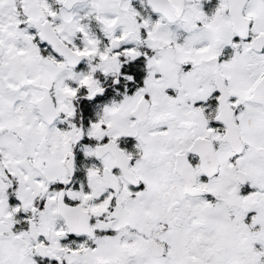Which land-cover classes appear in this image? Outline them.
<instances>
[{
    "label": "snow or ice",
    "instance_id": "1",
    "mask_svg": "<svg viewBox=\"0 0 264 264\" xmlns=\"http://www.w3.org/2000/svg\"><path fill=\"white\" fill-rule=\"evenodd\" d=\"M0 264H264V0H0Z\"/></svg>",
    "mask_w": 264,
    "mask_h": 264
}]
</instances>
